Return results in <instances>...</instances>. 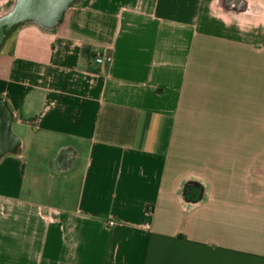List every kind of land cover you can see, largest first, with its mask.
<instances>
[{
	"label": "crops",
	"instance_id": "1",
	"mask_svg": "<svg viewBox=\"0 0 264 264\" xmlns=\"http://www.w3.org/2000/svg\"><path fill=\"white\" fill-rule=\"evenodd\" d=\"M0 264H264V0H74L14 24Z\"/></svg>",
	"mask_w": 264,
	"mask_h": 264
},
{
	"label": "water",
	"instance_id": "2",
	"mask_svg": "<svg viewBox=\"0 0 264 264\" xmlns=\"http://www.w3.org/2000/svg\"><path fill=\"white\" fill-rule=\"evenodd\" d=\"M72 1L74 0H19L8 14L0 17V41L14 24L26 18L52 24L60 17L64 7Z\"/></svg>",
	"mask_w": 264,
	"mask_h": 264
},
{
	"label": "built area",
	"instance_id": "3",
	"mask_svg": "<svg viewBox=\"0 0 264 264\" xmlns=\"http://www.w3.org/2000/svg\"><path fill=\"white\" fill-rule=\"evenodd\" d=\"M102 59H103L102 56H95V57H94V60H95V61H101Z\"/></svg>",
	"mask_w": 264,
	"mask_h": 264
}]
</instances>
